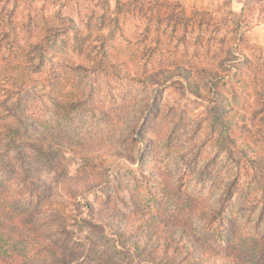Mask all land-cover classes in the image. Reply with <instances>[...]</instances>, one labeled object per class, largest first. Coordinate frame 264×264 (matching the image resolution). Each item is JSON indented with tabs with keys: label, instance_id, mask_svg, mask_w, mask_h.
<instances>
[{
	"label": "rangeland",
	"instance_id": "374dc122",
	"mask_svg": "<svg viewBox=\"0 0 264 264\" xmlns=\"http://www.w3.org/2000/svg\"><path fill=\"white\" fill-rule=\"evenodd\" d=\"M103 44L115 68L94 75L92 61ZM18 62L40 65V83L19 100L28 116L39 117L35 130L50 118L42 104L54 113L55 102L84 98L95 113L75 116V137L95 138L135 158L106 159L105 183L68 200L66 231L55 230L45 209L35 211L48 241L84 253L73 264H96L87 253L91 245L118 264H156L117 242L109 223L138 208L166 212L162 177L210 202L209 215L194 227L218 251L227 250L230 238L264 240V171L244 164L248 156L264 155V0H0V89ZM177 69L204 93L219 82L227 107L239 114L235 135L247 155L218 150L202 103L185 92L184 77L166 87L149 80ZM0 98L10 97L0 90ZM138 132L152 146L140 149ZM80 164L67 155L70 175ZM41 181V188H54L56 176L46 173Z\"/></svg>",
	"mask_w": 264,
	"mask_h": 264
},
{
	"label": "trees",
	"instance_id": "16d2710c",
	"mask_svg": "<svg viewBox=\"0 0 264 264\" xmlns=\"http://www.w3.org/2000/svg\"><path fill=\"white\" fill-rule=\"evenodd\" d=\"M118 8L124 10L121 1ZM51 41L49 46L53 44ZM44 49V45L38 46L39 52ZM45 60L42 57L39 62L43 64ZM92 63L91 72L94 75L106 76L111 68H115L104 44L100 49V58ZM10 67L12 72L5 76L0 89L10 97L0 98V264H73L84 253L80 249H62L48 241L36 224L43 218L35 211L38 207L45 209L49 219L55 222L52 223L55 230L66 231L71 217L66 210L70 205L68 200L73 201L80 194L91 192L105 183L102 164L106 159L121 157L135 161V158L115 145H106L95 138L83 142L82 137H75V116L85 110L95 113L93 102L87 103L84 98H66L64 102H55L54 113L47 104H42L50 118L46 120L47 124L41 122L40 132L35 130V118L39 117L28 116L29 112L23 109L19 100L32 94V85L40 83V65L29 66L18 62ZM76 69L89 73V68L81 65ZM178 75L186 81L185 92L202 103L207 126L216 135L218 150L226 156L235 153L247 155L235 135L234 120L239 118V114L227 107L219 82H214L208 93H204L183 76L182 69L163 76L153 74L149 80L166 87ZM261 137L264 139V136ZM134 138L141 145L140 149L152 146V140L139 132ZM68 154L77 156L81 161L74 176L67 170ZM244 164L250 165L255 173L264 171V155L248 156ZM46 173L56 176L54 188H41V178ZM159 179L163 186L162 205L167 207L166 212L158 215L138 208L120 223L110 222L117 242L129 244L144 259L156 264H264V240L257 237L230 238L227 250L220 252L198 236L194 225L207 218L212 209L210 202L163 177ZM33 205L35 209L31 207ZM100 219L108 220L105 216ZM140 228L143 232L133 236ZM87 253L96 264H118L93 245Z\"/></svg>",
	"mask_w": 264,
	"mask_h": 264
}]
</instances>
